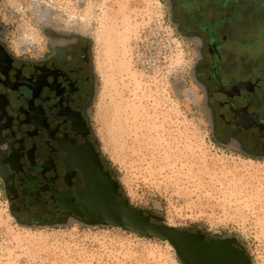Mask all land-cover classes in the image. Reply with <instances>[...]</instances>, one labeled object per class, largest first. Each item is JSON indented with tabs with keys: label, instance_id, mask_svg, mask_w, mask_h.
I'll use <instances>...</instances> for the list:
<instances>
[{
	"label": "rangeland",
	"instance_id": "obj_1",
	"mask_svg": "<svg viewBox=\"0 0 264 264\" xmlns=\"http://www.w3.org/2000/svg\"><path fill=\"white\" fill-rule=\"evenodd\" d=\"M4 3L15 49L29 58L48 53L53 35L91 39L95 140L125 198L175 229L233 238L252 264H264V160L212 137L194 78L196 42L177 31L170 0ZM248 4L252 71H264V0ZM0 264L180 262L168 243L121 229L24 228L0 185Z\"/></svg>",
	"mask_w": 264,
	"mask_h": 264
},
{
	"label": "flooded vegetation",
	"instance_id": "obj_2",
	"mask_svg": "<svg viewBox=\"0 0 264 264\" xmlns=\"http://www.w3.org/2000/svg\"><path fill=\"white\" fill-rule=\"evenodd\" d=\"M249 1L170 0V6L177 31L196 42L194 78L212 137L250 159L264 160V71H252L246 39ZM4 2L0 185L11 216L22 227L67 226L80 219L74 210L83 201L74 195L83 189L84 176L77 169L92 159V148L109 171L92 124L98 85L93 43L86 36L57 34L48 53L29 58L15 49L10 5ZM231 245L243 250L236 241Z\"/></svg>",
	"mask_w": 264,
	"mask_h": 264
},
{
	"label": "water",
	"instance_id": "obj_3",
	"mask_svg": "<svg viewBox=\"0 0 264 264\" xmlns=\"http://www.w3.org/2000/svg\"><path fill=\"white\" fill-rule=\"evenodd\" d=\"M77 170L84 176L83 189L74 195L83 201V205L74 210L81 225L121 229L168 243L180 264H252L245 249L231 245L233 238L207 240L202 231L175 229L165 225L159 214L134 207L121 192L117 179L104 170L93 148L92 159Z\"/></svg>",
	"mask_w": 264,
	"mask_h": 264
}]
</instances>
